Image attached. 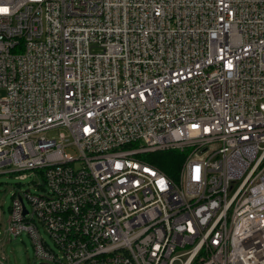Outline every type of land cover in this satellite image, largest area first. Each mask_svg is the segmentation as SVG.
Here are the masks:
<instances>
[{"label": "built area", "instance_id": "1", "mask_svg": "<svg viewBox=\"0 0 264 264\" xmlns=\"http://www.w3.org/2000/svg\"><path fill=\"white\" fill-rule=\"evenodd\" d=\"M0 8V168L44 183L7 232L38 264H264V0ZM181 146L175 179L145 158Z\"/></svg>", "mask_w": 264, "mask_h": 264}, {"label": "rangeland", "instance_id": "2", "mask_svg": "<svg viewBox=\"0 0 264 264\" xmlns=\"http://www.w3.org/2000/svg\"><path fill=\"white\" fill-rule=\"evenodd\" d=\"M3 92L0 90V95ZM57 132L55 130H49L45 132V135L55 136ZM188 146L189 145H183ZM184 156L177 166L179 169L183 161L187 158V147H183ZM177 150L181 151L177 148ZM74 153V151H70ZM10 168H0V263L1 264H38L31 245V240L28 235L22 231L16 236H12L7 232V220L8 209L11 204V197L17 194H23V192L40 193L41 187H44V183L41 176L34 171H9ZM24 174V177L19 178L18 175ZM24 204L29 208L28 203L24 199ZM41 237L50 245L52 249V242L44 232L41 226H38Z\"/></svg>", "mask_w": 264, "mask_h": 264}, {"label": "trees", "instance_id": "3", "mask_svg": "<svg viewBox=\"0 0 264 264\" xmlns=\"http://www.w3.org/2000/svg\"><path fill=\"white\" fill-rule=\"evenodd\" d=\"M177 149H167L156 151L145 157L151 164L162 171L166 176L175 179L177 173V166H179L184 151Z\"/></svg>", "mask_w": 264, "mask_h": 264}, {"label": "snow or ice", "instance_id": "4", "mask_svg": "<svg viewBox=\"0 0 264 264\" xmlns=\"http://www.w3.org/2000/svg\"><path fill=\"white\" fill-rule=\"evenodd\" d=\"M8 9L7 8H0V13H7Z\"/></svg>", "mask_w": 264, "mask_h": 264}, {"label": "water", "instance_id": "5", "mask_svg": "<svg viewBox=\"0 0 264 264\" xmlns=\"http://www.w3.org/2000/svg\"><path fill=\"white\" fill-rule=\"evenodd\" d=\"M19 199H20V197H19ZM25 211L23 210V213H24Z\"/></svg>", "mask_w": 264, "mask_h": 264}]
</instances>
